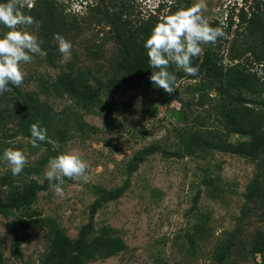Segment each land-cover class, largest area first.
Segmentation results:
<instances>
[{"label": "rangeland", "instance_id": "1", "mask_svg": "<svg viewBox=\"0 0 264 264\" xmlns=\"http://www.w3.org/2000/svg\"><path fill=\"white\" fill-rule=\"evenodd\" d=\"M56 1L75 25L65 36L71 59L59 52L52 60L36 56L22 66L23 84L0 94V153L19 149L26 157L17 176L0 162V264L262 263L252 237L264 228V154L245 153L253 139L238 130L250 116L236 104L238 90L221 97L204 76L177 80L172 93L157 89L152 71L132 73L106 23H83L92 0ZM126 1L137 17L151 21L178 6L177 0ZM190 1L202 2L210 26L227 34L214 46L201 45L200 59L211 56L226 70L255 75L264 99V62L254 56L264 0L254 2L258 7L252 0ZM22 11L36 21L22 27L43 42L45 35L53 38L44 5L34 0ZM254 11L261 15L248 22ZM4 31L0 26V35ZM79 75L92 88L100 84L91 107L78 102L73 77ZM120 77L134 80L110 85ZM248 106L252 114L263 109ZM63 119L61 142L54 133ZM33 123L47 129L53 143L33 147ZM61 153L81 156L90 176L87 183L65 178L63 197L44 177L49 158ZM251 192L257 197L248 202Z\"/></svg>", "mask_w": 264, "mask_h": 264}, {"label": "clouds", "instance_id": "2", "mask_svg": "<svg viewBox=\"0 0 264 264\" xmlns=\"http://www.w3.org/2000/svg\"><path fill=\"white\" fill-rule=\"evenodd\" d=\"M34 0H0V26L7 29L0 35V94L10 91V87H20L25 78L23 65L31 63L36 56H46L47 51L33 32L24 27L36 23L34 18L22 9L32 8ZM203 3H197L186 9H178L171 15L163 17L144 40L143 47L148 58L150 83L166 93L174 91L176 73L169 71V66L182 70L188 77H197L199 68L193 66L192 60L202 52L201 45H215L218 39L226 38L223 26H210L201 14ZM57 51L62 60L71 59L72 43L59 33L53 34ZM30 143L33 147L38 142L53 143L47 136V129L38 123L30 125ZM0 162H6L13 176L19 175L26 157L19 149L6 148L0 153ZM89 164L81 156L61 153L50 157L44 172L49 181V188L57 196H64L62 185L65 178L73 181L90 180Z\"/></svg>", "mask_w": 264, "mask_h": 264}, {"label": "trees", "instance_id": "3", "mask_svg": "<svg viewBox=\"0 0 264 264\" xmlns=\"http://www.w3.org/2000/svg\"><path fill=\"white\" fill-rule=\"evenodd\" d=\"M176 2L178 3V6L171 12V14L178 9H186L193 6L190 0H177ZM252 2L254 3L256 0H252ZM38 3L44 5L48 10L53 23V32L59 33L65 37L75 29L74 24L67 23L66 21L69 17L65 13L64 3H60L56 0H38ZM87 4L90 9V16L85 17L83 23H88L90 25L94 19H98V23L102 21L110 27V38L115 45L124 47V50L129 57L133 74L141 75L152 71L148 65V58L143 43L150 35L154 25L161 21L166 15L153 16L155 19L152 21L150 19H143V17H137L140 15L135 13L134 6L126 0H92L91 3ZM255 6L258 7L257 4H255ZM256 12L257 11H254L249 19L246 17L247 14H244L243 12L239 13L238 15L241 23L247 21V19L248 22L255 21L256 18L261 15ZM132 17L134 20H132ZM228 23L231 28L232 17H230ZM215 26L216 24L213 27ZM256 31L259 39L257 48L259 51L256 53L254 52V56L256 57V61L261 63L264 62V26L257 28ZM251 32L252 31L249 29L248 35H250ZM44 38L43 48L47 51V58L52 60L56 53H58L57 44L49 35H45ZM192 64L199 68L197 77L186 76L182 70L176 69L174 65L169 66V71H174L176 73L177 80L182 78L196 79L200 76H204L214 85L215 90L221 97L229 95L232 87L236 88L238 90V95L235 98L236 104L243 106L245 110L244 112H247L250 115L245 123L246 127H238L240 132L249 135L253 139L245 153L252 158H259L264 154V119L261 120L259 118V114L264 113V99L262 97V89L258 79H256L255 75L253 76L243 72L242 69L235 68L226 70L221 63L211 56H206L203 59H200V56L195 57L192 60ZM73 80L76 82V86L74 87L76 94H80L78 102L84 107L93 106L99 96L100 84L97 85L98 87L92 88L88 82L82 80L80 75L74 76ZM133 80V77H120L111 81L110 85L124 86ZM249 104L260 106L263 109L256 114H252L254 112L253 109H250L248 106ZM66 123V119H63L61 121V126L58 127L54 133L55 138L61 142L65 141L67 137ZM255 196L257 197L256 193H249L247 201L253 202ZM252 240L253 250L261 253L263 256V262L258 264H264V228L257 231L252 237Z\"/></svg>", "mask_w": 264, "mask_h": 264}]
</instances>
